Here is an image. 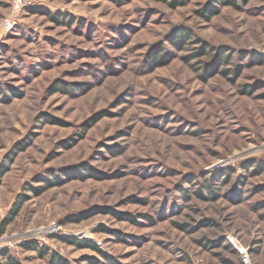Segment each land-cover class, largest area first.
<instances>
[{
	"label": "rangeland",
	"instance_id": "1",
	"mask_svg": "<svg viewBox=\"0 0 264 264\" xmlns=\"http://www.w3.org/2000/svg\"><path fill=\"white\" fill-rule=\"evenodd\" d=\"M25 1L0 0V228L17 207L0 250L21 264H48L28 242L69 264H264V64L237 54L264 53V0L209 19L211 0ZM201 44L209 55L184 59ZM215 49L235 52L229 74L203 79ZM156 50L166 62L151 67Z\"/></svg>",
	"mask_w": 264,
	"mask_h": 264
},
{
	"label": "trees",
	"instance_id": "2",
	"mask_svg": "<svg viewBox=\"0 0 264 264\" xmlns=\"http://www.w3.org/2000/svg\"><path fill=\"white\" fill-rule=\"evenodd\" d=\"M161 1H165V3L168 4L169 6L175 7V6L183 5L184 3H186L189 0H161ZM248 1L249 0H240V2L242 4H246ZM220 5L221 6L227 5V6L236 7V0H211L207 4L206 8L204 10H202L203 12H201L202 13L201 15L205 19H209L210 17H212L218 13V6H220ZM41 13L46 14L48 18H51L53 21H56L60 24H62V23L71 24L72 20H73L71 18L69 19V17L67 18V16H65V15L53 14L49 10L48 11L47 10L41 11ZM180 31H181V33H180ZM180 31H179V33L175 32V34H174L173 42H174L175 46H177V47H182L184 45V43L186 42V40L189 38V35L191 34V32L188 28H186V29L182 28ZM159 50H156L151 56H148V63H150L151 67H159L166 62V60L160 55ZM209 50H210V48L207 44L206 45L201 44L200 46L197 47V50L194 54L190 55L189 57H184V59H186L188 61L190 59L209 55L211 53V52H209ZM237 54L239 57L245 58L248 60L247 61L248 66L254 61H256L257 63L264 64V53H262V52H256L254 50H252V51H238ZM234 55H235V52L233 50L229 51V49L228 50H223V49L216 50L215 49L211 58H210L211 61L208 62L204 67L205 73L203 75H200V76L204 79L205 77H207L209 75H213L215 73H222L225 76L228 75L229 71L226 69H222L221 67L231 63L232 60L234 59ZM240 71H241V67H237L236 70L233 71V77L238 76L240 74ZM248 89L245 88L243 91L248 92L249 91ZM252 165L256 166V168H254V170H253V173H259L262 170H264V162H262V161H257L255 163H253ZM79 170L90 171V167L86 163H84V164L73 165V166H70L69 168L62 169L59 171L61 172V174L62 173L67 174V172L72 173V172H78ZM48 175H54V170H52V169L48 170ZM191 178L192 177L188 178V180ZM211 178H213V177L211 176ZM39 179H42L43 181L48 183V185L46 184V186H44L43 189H45V187L48 188V187L52 186L53 184L57 185V184L61 183V180H59V179L57 180V182H49L48 180H45L46 178L45 179L39 178ZM208 180H210V179H208ZM211 184H212V181H211ZM211 184H209V182H208V184L206 185V188H208V189L212 188ZM36 193H38V192H36ZM16 210H17V207H15V208L13 207V209L10 210V215L7 216L5 218V220L2 222L1 228H0L1 233L3 232L5 225L12 221V217H13L12 215L14 213H16ZM115 215H117V213H115ZM179 227H181V225ZM59 239H61L63 242H66L68 244H73V245L81 247V248L82 247H89L92 250L99 253L100 255H102L103 257H105L106 259H109L108 255H105V253H103V251L97 245L93 244L90 241L81 240V239H77V238H73V237H62V236ZM212 245H215V243ZM22 247L26 250H35L42 257H48V264H69L68 260H66L65 258L61 257L59 254H57L55 252H48L45 249V247L38 245L36 242L24 243V244H22ZM0 264H21V262L18 261L14 256H12V254L9 252V250L3 249V250H0Z\"/></svg>",
	"mask_w": 264,
	"mask_h": 264
},
{
	"label": "built area",
	"instance_id": "3",
	"mask_svg": "<svg viewBox=\"0 0 264 264\" xmlns=\"http://www.w3.org/2000/svg\"><path fill=\"white\" fill-rule=\"evenodd\" d=\"M11 2L14 11L21 10L28 4L25 0H11ZM7 24H11V21L7 20ZM244 264H251L247 255L244 256Z\"/></svg>",
	"mask_w": 264,
	"mask_h": 264
}]
</instances>
